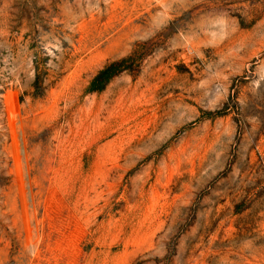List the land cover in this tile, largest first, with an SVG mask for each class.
<instances>
[{
  "label": "rangeland",
  "instance_id": "rangeland-1",
  "mask_svg": "<svg viewBox=\"0 0 264 264\" xmlns=\"http://www.w3.org/2000/svg\"><path fill=\"white\" fill-rule=\"evenodd\" d=\"M0 264H264V0H0Z\"/></svg>",
  "mask_w": 264,
  "mask_h": 264
},
{
  "label": "trees",
  "instance_id": "trees-1",
  "mask_svg": "<svg viewBox=\"0 0 264 264\" xmlns=\"http://www.w3.org/2000/svg\"><path fill=\"white\" fill-rule=\"evenodd\" d=\"M121 62L117 64H113L109 68L103 70L99 76L97 77V84H100V87H103L107 84L113 77L120 74L122 72ZM101 88H98L100 90Z\"/></svg>",
  "mask_w": 264,
  "mask_h": 264
}]
</instances>
